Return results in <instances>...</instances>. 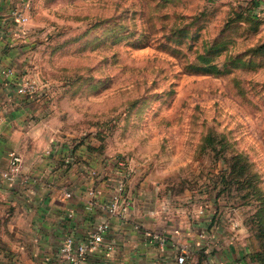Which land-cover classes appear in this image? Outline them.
I'll return each instance as SVG.
<instances>
[{
	"label": "rangeland",
	"instance_id": "1",
	"mask_svg": "<svg viewBox=\"0 0 264 264\" xmlns=\"http://www.w3.org/2000/svg\"><path fill=\"white\" fill-rule=\"evenodd\" d=\"M257 4L38 0L23 75L47 99V120L59 137L124 161L166 195L206 192L229 206L237 246L264 264L257 214L264 195V20L256 19ZM215 41L220 65L228 56L240 60L226 73L194 71L198 54Z\"/></svg>",
	"mask_w": 264,
	"mask_h": 264
},
{
	"label": "crops",
	"instance_id": "2",
	"mask_svg": "<svg viewBox=\"0 0 264 264\" xmlns=\"http://www.w3.org/2000/svg\"><path fill=\"white\" fill-rule=\"evenodd\" d=\"M256 1L263 12L264 0ZM36 5L0 0V171L9 150L23 156L15 180L0 175V264H61L64 239L81 241L105 220L110 226L85 264H254L236 244L229 206L206 192L166 195L134 167L96 156L88 142L59 137L47 120V99L19 90L35 45ZM121 180L131 204L126 213L109 214ZM182 249L187 259L180 263Z\"/></svg>",
	"mask_w": 264,
	"mask_h": 264
},
{
	"label": "built area",
	"instance_id": "3",
	"mask_svg": "<svg viewBox=\"0 0 264 264\" xmlns=\"http://www.w3.org/2000/svg\"><path fill=\"white\" fill-rule=\"evenodd\" d=\"M16 12L18 13L17 15L21 21L28 20L27 16H22L19 11ZM258 16L264 18V11L261 13L259 12ZM4 72L10 74L13 73V69H5ZM35 88V83L29 79H26L19 90L22 92H30ZM7 157V167L0 171V175L9 181H13L15 180L16 176L22 172L23 156L17 150L11 149L8 151ZM120 164H124V161L121 160ZM124 188V180H121L112 194L111 201L106 205V209L109 214L126 213L128 211L131 201L130 198L124 194ZM109 226L110 225L107 220L99 223L96 228L81 241H76L72 236L66 237L60 247L59 254L62 258L61 264H85L87 254L95 250L100 245ZM146 233L154 235L156 238L162 237L158 234H151L150 232ZM186 259L187 250L182 249L178 255V261L183 263L186 261Z\"/></svg>",
	"mask_w": 264,
	"mask_h": 264
},
{
	"label": "trees",
	"instance_id": "4",
	"mask_svg": "<svg viewBox=\"0 0 264 264\" xmlns=\"http://www.w3.org/2000/svg\"><path fill=\"white\" fill-rule=\"evenodd\" d=\"M254 17V16H253ZM256 18V17H254ZM256 19H259L260 21L264 18L262 17H257ZM187 33V31H186ZM220 43L218 41H215L214 43H212L210 46H207L206 49L204 50V52H201L198 54V61L199 63H196L193 65L194 71L196 72H202V73H226L231 71V66L234 64H236L237 60H240V56L237 55L236 57H232L230 59V57L228 56L226 58V61H224V63L222 65H220L216 60L215 57L218 56L219 54H221V49L222 46L219 45ZM258 48H264V44H261ZM235 164V163H234ZM243 164L242 161L240 163V165ZM233 165V164H232ZM261 198V202L259 204V209L257 211L258 217H259V221L263 222V225L260 226L262 233L264 234V195L261 194L260 195Z\"/></svg>",
	"mask_w": 264,
	"mask_h": 264
}]
</instances>
